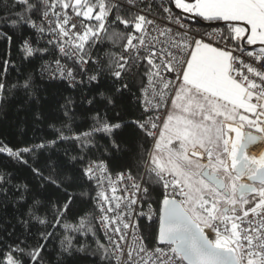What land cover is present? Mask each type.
<instances>
[{
    "label": "snow or ice",
    "instance_id": "obj_1",
    "mask_svg": "<svg viewBox=\"0 0 264 264\" xmlns=\"http://www.w3.org/2000/svg\"><path fill=\"white\" fill-rule=\"evenodd\" d=\"M173 8L225 22L224 28L194 30ZM0 12V37L9 45L25 25L39 39L47 36L45 47L19 36L26 59L52 57L41 75L72 88L105 86L97 92L101 106H94L96 95L83 97L93 106L83 115L92 121L89 130L73 131L74 102L65 97L60 127L47 125L54 138L24 146L0 139V154L31 176V183L12 185L16 203L24 202L17 220L23 230L0 228V264H44L56 236L48 229L58 225L57 264L85 250L69 233L96 238L101 232L107 243L95 239L92 253L100 264H264V154L248 152L264 141V0H3ZM213 35L220 39L208 42ZM105 42L118 50L97 54ZM8 55L0 59V104L18 90L36 103L32 117L43 122L33 75L3 82ZM137 82L138 96L131 90ZM126 95L136 101L133 110L110 118ZM97 133L108 137L104 152L123 161L121 171L113 174L106 160L89 155ZM63 141L77 144L79 154L66 149L67 160L54 156ZM12 179L0 167L5 199ZM85 185L89 190L81 191ZM150 188L159 192L156 208L149 204L144 212ZM77 200L94 202V211L62 223ZM141 217L158 221L151 250L138 233ZM33 221L44 230L32 231Z\"/></svg>",
    "mask_w": 264,
    "mask_h": 264
},
{
    "label": "trees",
    "instance_id": "obj_2",
    "mask_svg": "<svg viewBox=\"0 0 264 264\" xmlns=\"http://www.w3.org/2000/svg\"><path fill=\"white\" fill-rule=\"evenodd\" d=\"M11 2V0H9ZM3 0H0V4ZM0 12V15H3ZM200 18V17H199ZM193 19L190 18L193 24L201 28L202 30L209 29L214 26H220L224 28L225 22H218L217 24H208L203 22V18ZM122 30V26H121ZM3 31L8 32L9 35L13 34V31L9 27L5 26ZM25 37L32 38L33 47H45V40L39 39L38 34L34 29H30L28 26H23L16 35L13 36V41L9 45L7 40L0 37V59L4 58L7 52L8 58L11 60V65L8 68L7 73L3 77V82L6 85L11 86L17 82H23L24 78L28 74H32L34 78L35 85L40 89L39 95L41 97L39 110L44 117V121H35L32 117V112L37 110V105L33 101H28L27 97L20 91L16 90L14 92L6 93L5 102L0 104V139H3L5 143H9L10 146L20 145L24 146L26 143H38L41 137H46L49 139L54 138V133L52 129L48 128V123H55L57 127H60L59 121L64 119L63 113L60 110V105L65 103V97H71L74 104V113L76 119L72 122V128L74 132H83L89 130L92 125L91 119L84 120L83 115L85 113H91L93 106H89L83 102V97L88 96L91 98L96 95L97 103L94 106L100 105V97L97 92L104 90V85L98 89L94 84L89 85L87 83L83 85H78L76 88L69 86V83L65 80H50L45 73L41 75V64L44 61H48L52 57L44 54L43 60L40 59L39 54L33 57L25 58L23 51L20 48L21 40L19 39L20 34ZM39 40V43L37 41ZM259 47V46H258ZM112 49L108 42L95 49V52L99 55H103L104 52ZM140 84L131 85L132 93L139 95ZM82 90V91H81ZM27 101V107L25 102ZM136 101L131 95H126L123 99L117 100V108L109 112V117L115 115L116 112H120L124 115L126 112L133 110ZM72 134V133H66ZM96 148L90 149L89 155L96 159H104L108 162L109 168L112 172L121 171V164L123 161L119 158L109 159L105 154L104 148L109 145L108 137L103 133H97L95 135ZM119 142V138H118ZM69 151V155L75 156L79 154V146L71 141L59 142L52 151L54 156H58L62 161L67 160L64 156L65 150ZM111 151V149H109ZM115 157L116 154L113 153ZM27 158V157H26ZM0 167L4 168L7 172L12 174V183L6 184L4 187L9 189L7 194V199L0 195V228L8 227L12 230L14 227L17 235L22 232V226L17 223L21 212L24 210L22 207L24 202H20L18 205L16 203V196L13 195L15 189L12 187L13 184L21 183H31L30 173L27 171L25 166L18 164L15 160L7 157L6 154H0ZM88 185H85L84 189L81 191L89 190ZM151 196L148 198L149 204L156 208L155 201L159 195L158 190L151 189ZM87 200V198H85ZM85 200H77L73 206V210L68 214L67 218L62 221V223L75 224L77 223L78 216L83 215L85 212H92L94 202H85ZM141 229L144 234L145 240L149 245L155 246V237L158 230V221H140ZM44 230L43 225H39L37 222H32V231L36 229ZM50 231H55L56 236L52 239L49 244V251L44 254V264H57V253L60 251V240L63 238V229L61 226H57L56 229H48ZM75 237L74 243L79 246H84V251L81 253H75L74 258L69 260V264H100L98 255H93L96 248L95 239H99L101 242L106 243L105 238L101 233H98L96 238L91 235L85 237L80 233H69ZM0 238H5L4 233L0 232ZM9 243H12L9 240Z\"/></svg>",
    "mask_w": 264,
    "mask_h": 264
},
{
    "label": "built area",
    "instance_id": "obj_3",
    "mask_svg": "<svg viewBox=\"0 0 264 264\" xmlns=\"http://www.w3.org/2000/svg\"><path fill=\"white\" fill-rule=\"evenodd\" d=\"M129 7H132L133 8V10H134V6H129ZM173 13L175 14V15H177V16H180L181 18H182V22L183 23H185V24H190L191 25V27L194 29V30H199L200 32H205V31H207V32H209V33H212V32H214V31H216V30H218V29H222L220 26H214V27H211V28H209V29H206V30H202L201 28H198V27H196L194 24H193V22L191 21V17H189V16H186V15H184V14H182V13H179L175 8H173ZM218 39H220V37L219 36H217V35H213L212 36V39H211V41H208V42H213V41H216V40H218ZM216 46H222V41H221V44H218V45H216ZM251 48H258V47H249V49H251ZM52 59V58H51ZM51 59H49L48 61H50ZM69 66H71V64H69ZM47 74V73H46ZM47 76H48V74H47ZM80 79V77H77V80H79ZM86 79V78H85ZM55 80H60V79H55ZM116 172H113V174H115ZM148 206H149V203H145L144 205H143V211L144 212H147L148 211ZM153 207V206H152ZM154 208V207H153ZM155 209V208H154ZM97 215H98V212L96 213ZM141 220H147L146 218H143V217H141L140 218V220H139V224H140V221ZM148 221V220H147ZM152 221H157L156 220V218L155 217H153V220ZM138 233H139V235H142L143 237H144V234H143V232H142V229H141V225H140V227H139V230H138ZM105 238V237H104ZM131 239V236H129V240ZM105 241H106V239H105ZM106 243H107V241H106ZM144 245L149 249V250H151V249H153L155 246H151V245H149L148 244V242L145 240V237H144Z\"/></svg>",
    "mask_w": 264,
    "mask_h": 264
},
{
    "label": "bare ground",
    "instance_id": "obj_4",
    "mask_svg": "<svg viewBox=\"0 0 264 264\" xmlns=\"http://www.w3.org/2000/svg\"><path fill=\"white\" fill-rule=\"evenodd\" d=\"M248 152L252 156L259 157L261 154H264V144L260 143L253 146L248 150Z\"/></svg>",
    "mask_w": 264,
    "mask_h": 264
},
{
    "label": "water",
    "instance_id": "obj_5",
    "mask_svg": "<svg viewBox=\"0 0 264 264\" xmlns=\"http://www.w3.org/2000/svg\"><path fill=\"white\" fill-rule=\"evenodd\" d=\"M176 9V8H175ZM179 13H182V14H184V15H186V16H189V17H191V18H193V19H196V17L194 16V14H187V13H183V11L181 10V9H176ZM197 18H199V17H197ZM200 19V18H199ZM203 22H205V23H208V24H217L218 22H208V21H205V20H203ZM259 45H255V46H248V47H258ZM260 143H263L264 144V141H262V142H259V143H257V144H260ZM256 144V145H257ZM255 146V145H254ZM251 147H253V146H250V148ZM249 148V149H250ZM248 149V150H249Z\"/></svg>",
    "mask_w": 264,
    "mask_h": 264
}]
</instances>
